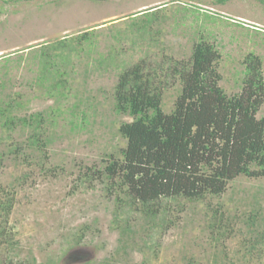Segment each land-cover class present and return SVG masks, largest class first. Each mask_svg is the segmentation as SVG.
Returning <instances> with one entry per match:
<instances>
[{
  "label": "rangeland",
  "instance_id": "rangeland-1",
  "mask_svg": "<svg viewBox=\"0 0 264 264\" xmlns=\"http://www.w3.org/2000/svg\"><path fill=\"white\" fill-rule=\"evenodd\" d=\"M200 40L221 54L219 85L229 96L241 93L247 54L262 58L264 73V0H0V101L21 103L15 116L42 114L47 141L41 152H25L32 131L0 127V202L14 198L8 218L0 208V232L5 227L10 243L0 262L264 264V245L260 255L241 254L252 216L264 233V176H239L218 197L162 198L148 209L120 203L92 174L126 147L118 128L133 119L115 112L121 74L139 64L156 71L168 83L162 108L169 114L181 86L166 70L188 61ZM55 49L68 75L52 96L37 81L40 53L51 60ZM12 144L22 147L17 157ZM215 210L234 235L224 245L206 228Z\"/></svg>",
  "mask_w": 264,
  "mask_h": 264
},
{
  "label": "trees",
  "instance_id": "trees-1",
  "mask_svg": "<svg viewBox=\"0 0 264 264\" xmlns=\"http://www.w3.org/2000/svg\"><path fill=\"white\" fill-rule=\"evenodd\" d=\"M228 1L231 0H218V3ZM56 50L51 60H46L48 53L44 50L39 56L45 61L41 58L40 70L44 72L37 85L51 95L55 89L57 93L59 87H67L68 72L62 71L60 65L68 62ZM220 59L214 44L200 40L194 44L188 61L177 62L166 70L181 86L174 110L169 114L162 108L168 83L156 71L146 72L150 67L139 64L121 74L115 87V112L133 119L118 128L126 147L120 150L121 158L109 155L106 167L92 173L105 183L110 194L115 193L120 203L124 200L132 206L142 203L149 209L148 206L162 198L199 201L210 195H223L228 184L239 176H264V116L258 118L264 106L263 60L252 52L245 56L241 93L229 96L219 85ZM53 79L59 83L52 84ZM21 105L18 101H0V127L30 129V139L23 150L38 148L41 152L47 144L40 132L46 124L45 117L40 113L15 116ZM21 148L15 145L11 154L17 157ZM1 158L0 155V165ZM13 206L14 198L0 202L7 218ZM218 214L219 210L213 212L206 228L214 244L224 245L234 235L230 221H223L225 216L222 220ZM251 219L247 223L251 237L242 239L243 253L239 251L244 259L261 253L264 245V233L259 231L256 215ZM4 228L0 232V248L9 249V240H3L7 235ZM121 228L118 222L116 229ZM88 229L84 226L74 242L80 244ZM0 264L31 263L9 258Z\"/></svg>",
  "mask_w": 264,
  "mask_h": 264
}]
</instances>
